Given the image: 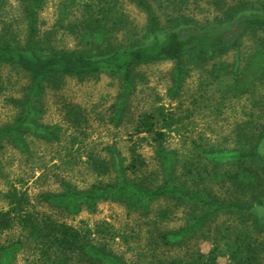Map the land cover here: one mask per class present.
<instances>
[{
	"label": "trees",
	"instance_id": "obj_1",
	"mask_svg": "<svg viewBox=\"0 0 264 264\" xmlns=\"http://www.w3.org/2000/svg\"><path fill=\"white\" fill-rule=\"evenodd\" d=\"M16 1L25 22L24 36L22 42H14V38L0 34V62L27 71L29 85L19 113L11 122L0 126V149L4 141L24 147L27 132L47 142L56 141L59 126L38 122L35 116L43 88L63 75L82 79L101 71L118 79L119 89L110 104L108 119L114 125H128L132 133L129 137L134 134L135 138L127 144L125 154L114 144L86 152L84 164L95 180L83 187L62 180L59 190L41 191L39 199L45 208L29 204L25 191L6 180L4 188H0L4 202L0 207V233L15 228L18 236L0 242V264H11L15 252L20 250L29 253L23 264H219L216 256L224 253L228 256L226 264H264V234L260 229L264 225L258 224L253 214H249L250 222L248 217H243L232 227L219 228L205 252L199 250L196 242H191L203 220L215 212L227 208L250 211L254 205L264 204V197L259 196L264 190V158L255 148L256 141L264 135V126L254 134L252 145L228 154L230 168L213 172L240 190V197L226 200L210 195L206 189L195 188L201 177L200 169L194 168L195 161L189 159L201 154L198 146L197 153L191 156L183 144L166 146L169 132L181 121L174 110L156 104L130 111L137 67L172 60L169 91L171 96H176L187 74L185 55L212 48L225 26L208 23L198 27L175 21L162 28L148 0H131L145 13L146 30L142 38L122 43L116 41L115 34L128 23L119 0H60L54 23L78 38L80 45L56 48L51 43L53 31L40 27L43 20L38 12L44 0ZM257 2L255 12L242 6L230 13H237L234 17L240 22L264 28V1ZM74 5L79 6V14L63 22ZM4 7L5 0H0V9ZM263 76L264 50L258 48L240 68L231 69L222 90L228 96L238 95L251 89ZM65 114L75 126L85 120L73 107L67 108ZM143 140L152 145V165L147 164L138 148ZM64 154L71 155L65 150ZM104 200L121 203L127 216L143 222H135L136 228L129 226L128 232L104 222L99 230L94 228L101 235L96 238L87 224L75 225L65 220L81 210L93 212L96 204ZM187 203L192 204L194 212H200L192 215L191 224L183 222L173 228L166 227L165 222L171 219L174 209ZM115 236L125 245L123 250L113 245Z\"/></svg>",
	"mask_w": 264,
	"mask_h": 264
},
{
	"label": "rangeland",
	"instance_id": "obj_2",
	"mask_svg": "<svg viewBox=\"0 0 264 264\" xmlns=\"http://www.w3.org/2000/svg\"><path fill=\"white\" fill-rule=\"evenodd\" d=\"M59 1L44 0L38 12L39 18L43 20L40 27L41 30L53 31L51 43L56 48H73L80 45L78 38L54 23ZM119 1L126 13L128 25L116 32V41L129 43L142 38L146 30L145 13L131 0ZM148 1L157 14L159 27L166 28L175 21H184L198 27L208 23L220 24L226 29L212 48L185 55L187 74L176 96H171L169 91L172 85V60H160L137 67V83L131 97L130 111L156 104H164L174 110L181 121L176 129L169 132L165 144L167 147H180L183 144L190 156L197 153L198 146L201 154L189 159L195 161L194 168L200 169L201 177L195 188L201 191L206 189L210 195L226 200L240 197L236 184L213 172L230 168L231 163L226 158L228 154L252 145L254 134L264 126V76L251 89L238 95L228 96L222 90L231 69L240 68L258 48L264 50V28L240 22L234 17L237 13H230L242 6L255 12L258 0ZM71 10L63 22L79 14L78 5H74ZM24 31L25 22L17 1L5 0L4 9H0V34L14 38V42H22ZM28 85L27 71L15 64L0 62V126L11 122L19 113ZM118 89L117 77L105 71L86 75L82 79L63 75L55 83L45 85L37 100L38 112L35 116L38 122L58 125V139L47 142L27 132L22 148L4 141L0 149V188H4L6 180H11L25 191L29 204L45 208L39 199L41 191L59 190L62 180L77 187L95 180L84 164L86 152L114 144L125 154L127 144L135 138L134 134L129 137L132 133L128 125H114L108 119L109 107ZM71 107L84 115L85 120L80 125H72L67 120L65 111ZM138 148L147 164L152 165V145L143 140ZM255 148L264 158V135L256 141ZM64 150L71 155L66 156ZM190 182L194 184V181ZM259 196L264 197V190ZM169 205L173 207L170 202ZM2 206L4 202L0 198ZM181 208L174 209L171 219L165 222L166 227L173 228L183 222L191 224L192 215L200 213L194 212L190 203ZM249 214L257 218L258 224L264 225V204L254 205L250 211L221 209L203 220L191 242H196L199 250L205 252L211 247L213 234L219 228L232 227L245 219L243 217H248L247 222H250L252 216ZM132 217L125 214V207L121 203L104 200L96 204L93 212L81 210L72 217H65V220L75 225L87 224L94 232L92 236L99 238L101 235L94 228L99 230L104 222L126 232L131 230L129 226L136 228L135 222H143ZM260 229L264 234V227ZM16 236L18 231L15 228L5 230L0 233V242H7ZM113 241V245L119 249L125 248L119 237L115 236ZM220 247H223L221 243ZM27 254L26 250L16 251L11 264H23ZM216 261L226 264L228 256L219 254Z\"/></svg>",
	"mask_w": 264,
	"mask_h": 264
}]
</instances>
